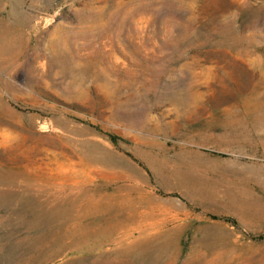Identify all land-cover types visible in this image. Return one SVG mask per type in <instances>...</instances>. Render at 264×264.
I'll return each instance as SVG.
<instances>
[{"label":"rangeland","instance_id":"obj_1","mask_svg":"<svg viewBox=\"0 0 264 264\" xmlns=\"http://www.w3.org/2000/svg\"><path fill=\"white\" fill-rule=\"evenodd\" d=\"M0 264H264V0H0Z\"/></svg>","mask_w":264,"mask_h":264}]
</instances>
